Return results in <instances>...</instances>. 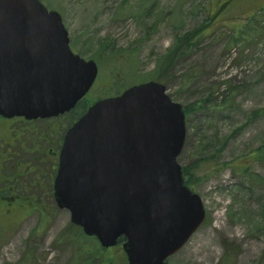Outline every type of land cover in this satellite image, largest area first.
Returning a JSON list of instances; mask_svg holds the SVG:
<instances>
[{"label":"rangeland","instance_id":"rangeland-1","mask_svg":"<svg viewBox=\"0 0 264 264\" xmlns=\"http://www.w3.org/2000/svg\"><path fill=\"white\" fill-rule=\"evenodd\" d=\"M40 1L60 12L72 50L97 62L89 103L109 93L102 89L109 79L99 77L113 70L117 52L132 56L134 69L126 82L147 80L177 33L212 17L200 43L180 54L160 81L182 105L204 101L185 117L178 162L189 164L222 148L216 164H203L213 158L202 160L194 174L201 176L193 187L206 211L204 223L167 263L218 264L232 253L231 264H258L264 249V116L250 115L264 105V17L257 19L256 13L264 0ZM251 19L257 20L250 24V37L234 44L233 30ZM87 101L81 100L73 112H82ZM69 117L65 113L25 121L0 116L5 128L0 132V201L8 191L18 195L10 212L0 210V264H22L28 256L34 264H79L66 239L73 233L69 211L55 203L54 168L45 154L47 148L58 149ZM257 147L263 149L249 168L254 173L221 167L224 161L239 162ZM113 248V255L120 256V245Z\"/></svg>","mask_w":264,"mask_h":264},{"label":"water","instance_id":"water-1","mask_svg":"<svg viewBox=\"0 0 264 264\" xmlns=\"http://www.w3.org/2000/svg\"><path fill=\"white\" fill-rule=\"evenodd\" d=\"M98 72L69 45L60 12L40 0H0V116L52 118L74 108ZM158 80L98 98L65 131L53 180L56 205L128 264H168L204 223L177 158L183 105Z\"/></svg>","mask_w":264,"mask_h":264},{"label":"trees","instance_id":"trees-1","mask_svg":"<svg viewBox=\"0 0 264 264\" xmlns=\"http://www.w3.org/2000/svg\"><path fill=\"white\" fill-rule=\"evenodd\" d=\"M259 17L257 19H263L264 17V6L257 10L256 12ZM212 17L208 16L206 19L201 21L200 23L196 24L193 29L185 30L183 33H177L174 37L173 45L166 51L167 53L163 54L162 57H160L156 61V65L152 68V70L148 73L147 79L152 80L156 79L158 81H163L167 78V70H169L176 61V58L182 54L188 52V50L196 46L198 43H200V39L204 37V34L207 30V26L209 25ZM257 19H251L248 23L244 25L238 26V28L233 30V34L231 35V38L233 39L234 44L241 43V40L247 39V37H250V32L248 31L251 27L250 24L253 20ZM252 30V29H251ZM248 35V36H247ZM124 59V60H123ZM115 65L114 68H112L107 77L101 76L99 77V80L102 78L103 80L109 79V82L107 83V89L102 87L103 90L109 91V93L105 94L104 96L111 95V94H118L122 89H124L127 86H130V83L132 81L126 82L124 78H131L133 69L132 68V56L127 52L119 51L117 54H115ZM174 63V64H173ZM117 67V69H115ZM115 71H118L117 74H115ZM109 76V77H108ZM98 80V81H99ZM131 80V79H130ZM97 81V82H98ZM99 96V97H104ZM84 103V102H82ZM204 106V101L198 100L192 103H189L187 105H184L183 108L185 111L186 116L192 112H196L201 107ZM85 110V109H84ZM83 110V111H84ZM82 111V112H83ZM80 113H76V109L74 112H71L70 117L68 118L69 121L67 123L68 126L72 123V121L79 115ZM256 116H264V105L261 107L256 108L252 114L250 115L251 118H256ZM67 126V127H68ZM65 131V130H64ZM261 147H257L256 149H253L250 151L248 155L242 158L239 162H235L234 160L231 161H224L222 164V168L228 167L233 172L241 173L244 175H250L254 172H249V168L252 165V162L255 161L259 156L260 153H262ZM222 148L216 149L215 152H213L212 156L209 155V153L205 154L201 158L198 159H192L189 164L182 165V175L184 177V183L190 187L193 188V184L200 180V175H197L198 177L194 176L195 172L201 168L200 162L206 161L208 159L213 160L204 162V165H207V163H213L216 164L219 154L221 153ZM181 153V152H180ZM179 153V154H180ZM250 160V161H249ZM54 173H56L54 169ZM54 175V174H53ZM254 177L257 178V180H261V177L258 174H253ZM69 227L71 228V232L73 230V233L71 236L66 237L67 240H69L73 246V248L76 249L74 252V259L77 261V263L81 264H128L127 258L125 257V254L123 252V249L121 247V255L116 256L113 255L114 252H112L113 247L111 248H102L94 236H87L83 233V230L80 226H76L73 223L69 224ZM63 234V233H62ZM61 238V237H59ZM124 237H120L118 239V243L121 246V243L124 241ZM74 242V243H73ZM76 244V245H75ZM115 247V246H114ZM226 254V253H225ZM231 254L224 255L218 264H231ZM34 264L32 260V256H28L22 264ZM258 264H264V249L262 250V255L259 260Z\"/></svg>","mask_w":264,"mask_h":264},{"label":"flooded vegetation","instance_id":"flooded-vegetation-1","mask_svg":"<svg viewBox=\"0 0 264 264\" xmlns=\"http://www.w3.org/2000/svg\"><path fill=\"white\" fill-rule=\"evenodd\" d=\"M228 1H230V0H223L222 1V3H228ZM88 94H89V92L88 93H86L85 94V97H83L82 99H80L76 104H78V103H80V101L81 100H85V98H86V101L88 100ZM88 102V101H87ZM91 103H87V105H86V108H85V110L87 109V107L90 105ZM76 106V105H75ZM75 106H74V108H75ZM74 108L73 109H71L70 111H68L67 113H70L71 114V112H73V110H74ZM85 110L83 111V112H81V114H79L73 121H72V123L76 120V119H78L84 112H85ZM65 114H63V115H60V116H55V117H63ZM55 117H52V118H55ZM19 119H21V120H25L24 118H21V117H18ZM52 118H46V120H48V119H52ZM11 119H16V118H11ZM41 119V118H40ZM25 121H27V120H25ZM71 123V124H72ZM3 129V130H2ZM5 128L3 127V125H1L0 124V132H3V131H5L4 130ZM65 132V131H64ZM64 135V134H63ZM62 135V136H63ZM63 138H64V136L62 137V140H61V142H60V144H59V146H58V149H50V148H47L46 150H45V154L48 156V155H50V158H49V160H51L50 162H51V165L53 166V168L54 169H56V167H57V164H58V161H59V159H58V155H59V151H60V146H61V143H62V141H63ZM3 168V167H2ZM1 171H2V169H1ZM1 173V172H0ZM3 174V173H2ZM4 176H6V175H4ZM52 180H54V177H53V179ZM52 182V181H51ZM12 187H10L9 188V190L11 189ZM18 195L17 194H10L9 193V191H8V193H6L5 195H3L2 196V200L0 201V210L1 209H4V211H7V212H10L12 209H13V203H14V201L16 200V197H17ZM4 211H2L1 213H3Z\"/></svg>","mask_w":264,"mask_h":264}]
</instances>
